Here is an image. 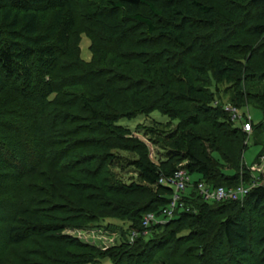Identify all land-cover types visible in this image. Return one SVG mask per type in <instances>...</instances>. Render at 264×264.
<instances>
[{"label": "trees", "instance_id": "obj_1", "mask_svg": "<svg viewBox=\"0 0 264 264\" xmlns=\"http://www.w3.org/2000/svg\"><path fill=\"white\" fill-rule=\"evenodd\" d=\"M222 3L87 0L82 13L76 0H0V264L113 258L120 264L125 256L144 264L163 244H173L182 259L166 264H264V185L241 200L222 201H207L195 188L198 181L236 188L239 178H248L237 172L239 152L227 160L232 173L219 171L210 156L225 155L216 131L224 124L232 135H243L222 108L207 105L218 83L229 85L231 101L246 97L264 113V70L249 72L251 51L264 48V0ZM82 35L89 39L88 60L81 57ZM244 35L253 43L240 44ZM168 44L178 52L169 53ZM209 79L215 81L210 92L204 88ZM189 101L196 104L193 113L182 114L178 104ZM154 110L179 120L173 131L156 137L166 150L159 165L118 123ZM210 115L215 133L205 138L192 128ZM262 123L253 127L264 134ZM115 148L139 154L131 162L138 181L116 190L108 169ZM178 168L190 178L184 208L148 227L162 241L138 234L129 243L126 236L121 247L132 248L128 255L115 247L95 257L61 250L68 242L84 248L63 243L61 230L97 218L127 223L128 232L137 225L142 230V214L160 215L171 200L172 187L158 181ZM22 184L28 194L20 197L16 186Z\"/></svg>", "mask_w": 264, "mask_h": 264}, {"label": "rangeland", "instance_id": "obj_2", "mask_svg": "<svg viewBox=\"0 0 264 264\" xmlns=\"http://www.w3.org/2000/svg\"><path fill=\"white\" fill-rule=\"evenodd\" d=\"M216 1L217 5H222V0H214ZM76 2L79 5V8L82 13H85V10H87V0H76ZM82 23V17L78 18ZM252 38L249 39L246 35L240 36L237 41H240V44L248 45L249 43L252 44L253 40ZM236 41V40H233ZM246 42V43H245ZM169 45V44H168ZM89 46V39L82 35V41H81V57L84 60H88L90 58V53L88 50ZM250 47V46H247ZM169 53L178 52V48L174 46L169 45ZM253 52V53H252ZM252 55L250 56V63H249V72L255 73L257 71H263L264 70V48L255 47L253 51H251ZM171 55H167V58H170ZM242 63H245L246 60H241ZM209 78H213L212 75H207ZM209 82L205 84L204 88L207 89V91H214V80L209 79ZM211 81L213 83H211ZM201 84V83H200ZM218 91L213 95L212 101L207 102V105H211L213 107H219L222 108L229 117V121L231 122V126L233 127H240L242 124L246 122L250 123V129L246 130L245 128H241L242 136L238 135H232L230 132H228V129H231L230 127H227L225 124L220 127L219 130H216L219 134L220 141L222 144V148L225 150V155H220L217 152H211L210 156L212 157V160L214 164L218 167L219 171L222 170L226 173H232L233 171L230 170L229 166L230 163L227 160L232 159L236 156V153L239 152L238 155V173L242 176V173L248 174V178L246 179V176L243 175V177L239 178V186H249L252 188L253 186L260 184L264 185V134H261V132L254 129L253 126H257L258 124L262 123L264 120V113L262 109L255 103H248V99L246 97H243L240 102H233L231 101V97L233 96V91L229 87V85L225 82L218 83L217 85ZM232 91V92H231ZM205 101L200 100V103L203 105ZM230 107L239 114H241V117L237 119H232L230 113L225 110V107ZM178 107L183 109V113L191 114L193 113V110L196 107L195 103L188 102L187 104H178ZM185 111V112H184ZM213 118L212 115L205 116L204 119H206L207 122L202 123L200 126L196 128H192V130L201 135L202 137H208L210 134L215 133V129L211 127L208 120H211ZM215 118V115H214ZM119 124L124 125L125 127L130 129V135L126 136H134L137 137L142 143L145 144L147 147L148 152V158L154 161L156 164L159 165L161 161L166 160L165 155V149L162 146V142H157L156 137L165 135L167 133H170L173 131L176 126L179 123V120H171L168 116L160 113L158 110H154L149 113H142L138 114L135 117L132 118H123L118 121ZM263 130H264V123H262ZM232 130V129H231ZM238 149V150H237ZM111 153L113 154V157L109 160L108 163V169L112 173V178L114 184L111 185L115 190L119 186V184H132L136 183L138 181V174L136 168L131 164V162L135 159L139 158V154L137 152H130L126 150L121 149H112ZM111 155V154H110ZM4 156V154H3ZM7 161H10L8 159ZM184 162L180 164L183 165ZM20 166L27 165L19 164ZM94 166H97V161L94 163ZM217 169V170H218ZM101 173V171H100ZM99 173V174H100ZM103 174V172H102ZM196 179V175L191 176V180L193 181ZM6 188L14 187V185H9L7 183H4ZM22 185L16 186L17 193L21 196L27 195V190L23 188ZM117 186V187H115ZM189 187V185H187ZM101 189V188H100ZM189 189V188H188ZM187 189V190H188ZM30 190V189H29ZM31 191V190H30ZM152 193H154L152 191ZM18 195V197H19ZM146 195L141 196V198H145ZM16 197V198H18ZM114 197V196H113ZM131 199H134L133 196L129 195ZM127 197L126 199H130ZM147 213V212H146ZM142 214L141 220L143 216L146 214ZM83 218V217H81ZM161 218V217H160ZM80 222H85L84 219L78 220ZM114 223L115 226H112L108 224V222ZM118 224L120 227H118L116 224ZM137 225L135 229H131L128 232V225L127 223H123L120 220H114V219H103V218H97L94 221H88L84 224H81L80 226H75L74 228H68L65 230H61L59 234L64 235L63 243L66 242V240H71L76 243H80L84 246V248H78L75 245H72L74 243H65L63 247H61V250H66L68 255H73V253H77L79 255L83 254L84 256H90L92 257L97 256L98 250H106L111 247H115L116 250H121L122 252L128 253V250L130 251L131 247H126L125 250L121 246L124 242H126V236L129 237L130 233L132 231L138 232V234L145 235V237L148 239L151 237L153 241H162V236L160 232L152 231L151 230H140ZM2 235L3 232L0 230V242L2 241ZM137 237V236H135ZM133 238V240L135 239ZM133 240H130L129 243H132ZM200 240L199 237H196L195 241L193 243H196ZM1 244V243H0ZM60 246V244H59ZM160 247V248H159ZM121 248V249H117ZM183 247H180L179 250L181 251ZM158 250V253L155 254V251ZM65 251V252H66ZM179 252V251H178ZM148 254L152 255L149 260H146L144 264H166L165 262H173V261H182L180 257H177V254L175 250L173 249V244H163V245H155V250ZM128 255V254H127ZM226 255V254H225ZM63 255H60L56 257V259L62 258ZM149 256V255H148ZM144 257V256H143ZM66 259V258H65ZM71 257L68 258V261H72ZM123 259V264H135L139 260L138 258H128L125 256ZM115 259L112 260H106L105 262H93V263H86V264H114ZM118 260V259H117ZM34 261H37L34 259ZM41 262V261H40ZM120 264H122L119 261Z\"/></svg>", "mask_w": 264, "mask_h": 264}, {"label": "built area", "instance_id": "obj_3", "mask_svg": "<svg viewBox=\"0 0 264 264\" xmlns=\"http://www.w3.org/2000/svg\"><path fill=\"white\" fill-rule=\"evenodd\" d=\"M225 110L230 113L232 119L238 120L241 117L240 113L238 114L236 110L228 106L225 107ZM240 127L249 130L250 123L246 122L244 126L242 124ZM158 182L160 184H166L172 187L173 191L171 194V200L168 203V205L161 210L160 215H157L154 212H149L143 216L141 220V228L143 230H147L148 227H150L154 223L165 222L170 220L175 215V210L177 208L178 209L184 208L183 196L185 195L186 190L188 188L187 185H190V178L186 170L183 168H178L177 171H175L172 176L168 178L161 177ZM195 188L198 194H200L202 198L207 201H211V200L222 201L226 199L241 200L250 189L249 186H244L243 184L236 188H230V189H226L221 186L211 188L204 181H198L195 185ZM137 235L138 232L134 230L130 233L129 239L133 240V238Z\"/></svg>", "mask_w": 264, "mask_h": 264}]
</instances>
